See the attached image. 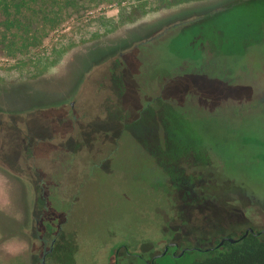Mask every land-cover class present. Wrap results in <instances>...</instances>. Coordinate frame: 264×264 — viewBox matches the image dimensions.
<instances>
[{
	"label": "rangeland",
	"instance_id": "rangeland-1",
	"mask_svg": "<svg viewBox=\"0 0 264 264\" xmlns=\"http://www.w3.org/2000/svg\"><path fill=\"white\" fill-rule=\"evenodd\" d=\"M245 1L79 0L54 29L28 14L42 40L0 54V264H42L53 240L46 264H112L125 245L179 254L264 230V0L224 16L231 39L203 68L191 34L173 39Z\"/></svg>",
	"mask_w": 264,
	"mask_h": 264
},
{
	"label": "trees",
	"instance_id": "trees-1",
	"mask_svg": "<svg viewBox=\"0 0 264 264\" xmlns=\"http://www.w3.org/2000/svg\"><path fill=\"white\" fill-rule=\"evenodd\" d=\"M77 1L79 0H0V54L5 56H16L17 54L28 53L31 48L36 47L42 40V37L37 36V34L31 31L34 26L33 22L28 17L29 13H33L35 17L42 15L46 22L49 23V27L54 29L61 22L59 12H61L63 8L75 7ZM89 1L92 3L97 0ZM159 1L162 7H171L194 0ZM252 2L253 1L250 0L247 2L245 1V3H231L223 10L215 11L201 17L200 19L186 23L183 28L174 34L173 39L175 41L176 39L183 37V33L191 34L188 45L191 49L193 48L194 50H197V54H191L188 56L192 58H201V67L203 68V64L206 62V56L208 57V55H203L202 53H209V51L212 52L211 49H216L219 46L224 47L231 39L229 33L222 29L230 26L229 23H231V19L229 18L227 20L224 16L229 11L235 12L244 11L247 8L250 9ZM142 8L143 7L141 6L135 7L130 13V18L132 19L135 14H139V12L143 10ZM212 16L221 19L219 21H209ZM257 23L255 24V27L257 26ZM202 25L203 27L205 25L207 27V29L205 28L203 31L204 33H202ZM179 56L182 57L183 55ZM200 186L206 188H204V191H201V195L207 197L212 203L225 207L227 210H233L235 208V206L231 204L234 198L227 196L225 200H222L214 191H211L208 188L209 184H200ZM255 231V233L250 232L244 237L245 230L240 233L234 232L227 234L226 236L234 237L237 241H225L223 245L218 246L221 239L224 237L223 236L217 239L214 245L198 250L201 252V256L195 258L189 264H264V233L257 234L259 231ZM125 246L128 248H124L125 252L123 254L119 255L118 250L111 254L112 264H136L137 261L135 255H130L127 252L135 251H133L129 245ZM184 248L185 247H182V249ZM192 250L196 249L194 248ZM149 252L150 254H148L149 256L146 255V258L150 257L151 254L156 253V250L151 249ZM170 255L174 257L172 254Z\"/></svg>",
	"mask_w": 264,
	"mask_h": 264
},
{
	"label": "flooded vegetation",
	"instance_id": "flooded-vegetation-1",
	"mask_svg": "<svg viewBox=\"0 0 264 264\" xmlns=\"http://www.w3.org/2000/svg\"><path fill=\"white\" fill-rule=\"evenodd\" d=\"M246 231V230H245ZM169 245V247H168V250H167V252H166V254L164 255V256H161V257H157V255H159V254H161L164 250H165V247L166 246H168ZM53 246H54V240H53V243H52V245H51V249L50 250H48V251H46L45 253H44V255H43V262H42V264L45 262V260H46V258H47V256H48V254L52 251V249H53ZM122 247H124L125 249H127L128 247H126V246H122ZM165 247H164V250L161 252V253H154V254H151V261H149V259L148 258H146L145 256H146V254L144 255V253L143 252H137V251H135V252H132V251H127L130 255H135V258H137V259H140V260H142L143 262H145V263H148V264H155V262H156V260L157 259H159V258H164V257H166L168 254H174V253H176L177 254V251L180 249V242L179 241H177L176 239H173L172 241H170L169 243H167L166 245H165ZM185 248H190V250H192V249H196V250H201L202 248H199V247H185ZM184 248V249H185ZM211 248H213V247H211ZM208 249H210V248H208ZM183 250V249H182ZM181 250V251H182ZM190 250H187L186 252H188V251H190ZM185 252V253H186ZM184 253V254H185ZM178 255V254H177ZM174 256V255H173ZM175 257H177V256H175ZM180 258V257H179ZM45 264H46V262H45Z\"/></svg>",
	"mask_w": 264,
	"mask_h": 264
},
{
	"label": "water",
	"instance_id": "water-1",
	"mask_svg": "<svg viewBox=\"0 0 264 264\" xmlns=\"http://www.w3.org/2000/svg\"><path fill=\"white\" fill-rule=\"evenodd\" d=\"M250 232H251V233H255L256 231H255V229H253L252 227H249V228L246 229V231H245L243 237L246 236V235H247L248 233H250ZM260 233H264V230H261V231L257 232V234H260ZM225 241L235 242V241H237V239L234 238V237H231V236H224V237L221 239V241H220V243H219L218 246L223 245ZM168 247H169V245L166 246V247H165V250H164L161 254L157 255V257L164 256V255L166 254L167 250H168ZM187 250H190V248H185V249H183L178 255H177L176 253H174L173 255H174V257H175V256H177V257H181V256H182ZM43 264H45V262H44Z\"/></svg>",
	"mask_w": 264,
	"mask_h": 264
}]
</instances>
